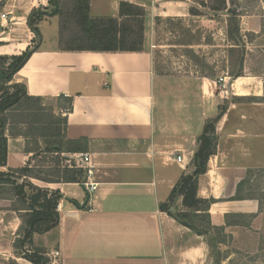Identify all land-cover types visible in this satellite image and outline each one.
Segmentation results:
<instances>
[{
  "label": "crops",
  "instance_id": "crops-1",
  "mask_svg": "<svg viewBox=\"0 0 264 264\" xmlns=\"http://www.w3.org/2000/svg\"><path fill=\"white\" fill-rule=\"evenodd\" d=\"M122 2L144 10L140 52L61 51L57 28L46 45L42 34L37 39L28 27L29 15L47 7V0H0V56H19L34 48L13 82L23 84L30 97L72 98L66 138L88 141L84 153L90 155L96 183L89 192L81 184L34 180L37 187L59 190L62 196L56 230L34 236V242L59 253L55 264H212L206 238L179 225L159 205L180 177L190 172L204 120L216 116L218 106L225 103L215 125L216 149L206 173L198 178L197 197L214 200L208 212L210 223L223 228L233 242L248 232L246 226L230 223L228 218L253 217L259 212L257 200H236L235 195L249 170L264 169L260 78L229 81V76H222L213 81L201 77L197 90L190 91L207 102L206 106L203 102L201 122H157L156 76L148 35L157 19L185 17L189 0H89V15L116 19ZM219 79L223 81L218 84ZM223 86L225 93L220 91ZM243 99L250 103L237 102ZM186 106L185 116L192 120L190 109L195 104ZM23 150L22 138L8 137L2 171L23 167L29 157ZM178 155L181 163L174 161ZM8 208V202L0 200V236L9 231L13 236L19 227L18 216Z\"/></svg>",
  "mask_w": 264,
  "mask_h": 264
},
{
  "label": "trees",
  "instance_id": "trees-1",
  "mask_svg": "<svg viewBox=\"0 0 264 264\" xmlns=\"http://www.w3.org/2000/svg\"><path fill=\"white\" fill-rule=\"evenodd\" d=\"M219 1L224 4V0ZM65 2L70 5L68 11L63 10ZM47 3V7L53 9L51 15L60 17L57 44L61 51L140 52L143 49L145 15L139 6L120 3L119 15L115 19L91 18L89 0H47ZM45 8L33 10L28 18V27L36 38L39 37L35 23L38 19L34 18L36 15L45 16ZM33 49H28L19 56H0V168L6 167L8 137L23 138V151L30 157L21 168L0 171V193H3L2 187L9 186L18 204L12 210L22 213L18 215L21 225L17 230L23 236L17 242L21 249L32 241L34 234L41 235L56 230L59 221L57 207L62 196L59 190L38 188L27 181L18 183V177L45 184L83 185L84 171L76 168L73 163L66 162L69 161L68 155L84 153L88 146V141L84 138H66V115L72 109V98L57 97L65 100L67 107H58L60 114L55 115L52 108L42 106L41 98L28 96L23 84L13 82L14 75L27 62ZM238 77L241 75H234V78ZM224 111L225 107H220L218 114L206 121L197 138V148L190 162L191 171L180 177L168 199L159 205V210L179 225L197 236L205 237L209 248H214L217 243L212 233L224 229L211 225L208 212L214 200L198 198L197 187L198 178L206 173L208 160L215 152V125ZM62 113H66L65 116ZM10 126L12 128L7 129ZM19 126H25V131ZM29 139L34 141L35 148L29 147ZM38 139L44 144L39 154ZM35 158H41V163H50L53 167L46 166L47 170H44L41 169L44 165L31 166L30 162ZM244 184L245 182H241L238 185L236 200L243 199L240 190ZM178 200H181L180 206L177 205ZM16 256L30 264H49L51 260L43 247ZM214 264H219V260L216 259Z\"/></svg>",
  "mask_w": 264,
  "mask_h": 264
},
{
  "label": "rangeland",
  "instance_id": "rangeland-1",
  "mask_svg": "<svg viewBox=\"0 0 264 264\" xmlns=\"http://www.w3.org/2000/svg\"><path fill=\"white\" fill-rule=\"evenodd\" d=\"M188 3L189 8L185 17L157 19L151 36L148 35L156 76L155 120L163 124L201 122L203 102L205 106L207 102L201 95L192 96L193 93H190L192 90H197L201 77L214 81L215 78L229 76V81H234L235 74H240L241 77L255 76L260 78L259 83L264 92V0H224V4L219 0H189ZM69 7V3L65 2L63 10L68 11ZM43 10H46L43 11L46 12L45 16L36 15L34 18L38 19L35 22L39 30L37 39L43 36L45 44L49 45L50 39L55 36L56 28L57 36H59L60 17L51 15L53 9L50 6ZM254 29L257 30L256 33L247 31ZM239 101H242V104L250 103L246 99L237 100ZM258 101L264 102V98ZM186 103L191 106L195 104V107L190 109L194 112L192 120L185 116L188 111ZM41 104L46 106V109L52 108L55 115L60 114L58 107H67L65 100L57 98L42 100ZM224 104L221 103L218 109L224 107ZM216 113L218 114V111ZM65 114L62 113V116ZM210 119L204 120V124ZM10 128L12 126L7 127V129ZM18 128L24 132L26 127ZM28 143L29 147H36L33 140L29 139ZM37 144L39 154L44 144L41 139L37 140ZM40 161L41 158H35L30 165L39 167L44 165L45 167L41 168L44 170H47L46 166L53 167V164ZM17 180L18 183L27 181L33 185L36 184L33 179L26 180L18 177ZM241 182L245 184L240 190V196L257 200L259 212L253 217L231 216L228 218V222L242 224L248 230L235 242L224 230L217 233L211 232L217 239L215 247H210L212 264L216 259L219 260V264H264V169L249 170ZM2 191L0 200L8 202V210L13 211L12 209L18 207V204L10 192V187H2ZM15 214L22 215L16 212ZM20 225L19 220V227ZM251 225L252 228H250ZM8 233L6 236H0V264H30L22 258H17L16 255L41 248L40 244L34 242V236L39 234H34L32 241L26 243L21 249L17 242L23 237L22 234L16 231L11 236ZM6 250L8 252H5ZM46 252L47 256L51 254L48 250Z\"/></svg>",
  "mask_w": 264,
  "mask_h": 264
},
{
  "label": "built area",
  "instance_id": "built-area-1",
  "mask_svg": "<svg viewBox=\"0 0 264 264\" xmlns=\"http://www.w3.org/2000/svg\"><path fill=\"white\" fill-rule=\"evenodd\" d=\"M40 1V0H38ZM43 1V0H42ZM42 5V3H41ZM41 7V6H39ZM2 18L5 17V15L1 16ZM223 80L219 79L218 84L221 83ZM220 88V87H219ZM222 93H225V87L220 88ZM69 161L66 162V164L73 163L76 168L82 169L84 171V183L83 186L87 188L89 192H93L96 188V183L93 182V165L91 164L90 155L88 153H79L74 155H68ZM174 161L177 163H181L183 161L182 156L178 155L174 158ZM59 253L57 251H53L49 257H50V263L49 264H55V260L57 259Z\"/></svg>",
  "mask_w": 264,
  "mask_h": 264
},
{
  "label": "water",
  "instance_id": "water-1",
  "mask_svg": "<svg viewBox=\"0 0 264 264\" xmlns=\"http://www.w3.org/2000/svg\"><path fill=\"white\" fill-rule=\"evenodd\" d=\"M88 200L85 201V203L81 206L82 208L85 207V205L87 204ZM173 209H171L172 211Z\"/></svg>",
  "mask_w": 264,
  "mask_h": 264
}]
</instances>
